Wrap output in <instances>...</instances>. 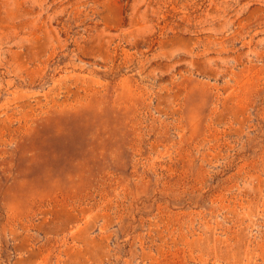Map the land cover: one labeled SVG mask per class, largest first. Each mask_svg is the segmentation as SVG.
Returning a JSON list of instances; mask_svg holds the SVG:
<instances>
[{
    "label": "rangeland",
    "instance_id": "1",
    "mask_svg": "<svg viewBox=\"0 0 264 264\" xmlns=\"http://www.w3.org/2000/svg\"><path fill=\"white\" fill-rule=\"evenodd\" d=\"M0 264H264V0H0Z\"/></svg>",
    "mask_w": 264,
    "mask_h": 264
}]
</instances>
